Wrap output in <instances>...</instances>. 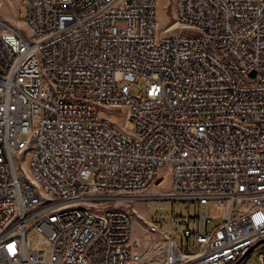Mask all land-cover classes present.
<instances>
[{
    "label": "built area",
    "instance_id": "built-area-1",
    "mask_svg": "<svg viewBox=\"0 0 264 264\" xmlns=\"http://www.w3.org/2000/svg\"><path fill=\"white\" fill-rule=\"evenodd\" d=\"M10 1L0 264H264V0H175L163 28L157 0ZM149 199L205 213L142 237L121 204Z\"/></svg>",
    "mask_w": 264,
    "mask_h": 264
},
{
    "label": "rangeland",
    "instance_id": "rangeland-1",
    "mask_svg": "<svg viewBox=\"0 0 264 264\" xmlns=\"http://www.w3.org/2000/svg\"><path fill=\"white\" fill-rule=\"evenodd\" d=\"M175 0H157V17H161L163 19V24H160L158 28H163L167 25L173 23V19L175 17L174 11ZM11 7L13 10H11ZM17 2H12L10 0H0V19L8 21L10 24L15 26L25 37L29 38L31 36V32L29 28L25 25L22 19H18L17 17ZM160 21V20H159ZM174 31V29H173ZM143 80L140 77H136L134 83L132 84V88L137 91V85L143 84ZM122 111H115L117 117L121 115ZM24 174L28 175L26 169V163L24 162L21 166ZM162 190L167 189V182L163 181L160 184ZM157 188H153L151 193L156 191ZM122 207L128 208L133 217V228L134 232L144 237V229L146 227L145 221L148 220V217L152 215V211L155 210L157 216H162L165 218V222L163 223V229L166 233L174 235V237L180 241V236L177 234V231L183 227V219L181 216H186L187 212L191 217H200L205 213V208L203 206L196 205L191 203L187 206L186 202L174 201L171 200H157V199H149L144 202H131V203H122ZM211 207L208 208V213H211ZM171 214L176 216V224H172L169 221V217ZM250 262L253 264H259V260L257 259L256 254H253L250 258Z\"/></svg>",
    "mask_w": 264,
    "mask_h": 264
},
{
    "label": "bare ground",
    "instance_id": "bare-ground-1",
    "mask_svg": "<svg viewBox=\"0 0 264 264\" xmlns=\"http://www.w3.org/2000/svg\"><path fill=\"white\" fill-rule=\"evenodd\" d=\"M11 10H13L12 7H11ZM159 20H160V21H159L160 24H163L164 21H163V19H162L161 17H159Z\"/></svg>",
    "mask_w": 264,
    "mask_h": 264
},
{
    "label": "water",
    "instance_id": "water-1",
    "mask_svg": "<svg viewBox=\"0 0 264 264\" xmlns=\"http://www.w3.org/2000/svg\"><path fill=\"white\" fill-rule=\"evenodd\" d=\"M158 181H159V180H158ZM158 181H157V182H158Z\"/></svg>",
    "mask_w": 264,
    "mask_h": 264
}]
</instances>
